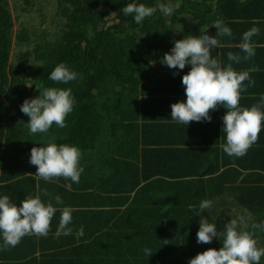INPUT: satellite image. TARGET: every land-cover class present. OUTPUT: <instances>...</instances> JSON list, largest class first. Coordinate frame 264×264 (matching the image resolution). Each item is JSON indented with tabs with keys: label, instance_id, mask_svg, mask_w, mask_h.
<instances>
[{
	"label": "trees",
	"instance_id": "16d2710c",
	"mask_svg": "<svg viewBox=\"0 0 264 264\" xmlns=\"http://www.w3.org/2000/svg\"><path fill=\"white\" fill-rule=\"evenodd\" d=\"M132 2L157 10L138 24L122 11ZM160 4H171L173 14L161 13ZM7 6L0 0V197L19 207L39 196L58 210L47 237L28 235L5 249L0 236V264H190L201 253L198 212L196 226L203 217L220 232L233 217L249 214L252 220L244 219L248 226L243 222L238 231L264 240V228L250 225H264V129L254 149L234 157L222 148L223 119L211 122L218 109L210 122L192 121L193 127L173 121L171 105L186 101L182 77L191 65L179 70L161 63L176 40L215 36L214 22L221 20L232 36L220 38L223 47L212 56L227 66L229 52L245 55L238 47L243 33L257 27L255 55L231 63L255 81L244 82L241 108L264 111V0H49L38 6L37 18L55 15L33 32L36 39H28V31L15 34ZM59 64L78 73L69 82L72 96L88 91L91 97L66 117V127L53 124L47 133L31 134L21 105L44 88L64 89L49 85V72ZM108 84L114 87L110 96ZM49 143L79 149L84 171L78 184L34 177L31 149ZM56 195L62 204L52 199ZM204 200L212 207L201 211ZM64 207L73 209V232L57 238ZM222 246L216 237L201 251Z\"/></svg>",
	"mask_w": 264,
	"mask_h": 264
},
{
	"label": "clouds",
	"instance_id": "9594fccd",
	"mask_svg": "<svg viewBox=\"0 0 264 264\" xmlns=\"http://www.w3.org/2000/svg\"><path fill=\"white\" fill-rule=\"evenodd\" d=\"M20 1L23 4L22 7L25 8V2ZM22 7L17 4L11 5V2L8 1L7 8L11 23H15L14 17L28 22L41 21V18H37L38 7L35 13L14 14V10H19ZM158 9L166 16H171L174 12V7L171 4H160ZM156 10V8L143 3L135 2L128 3L122 8L124 15L133 16L138 24L145 18L153 16ZM213 27L217 29L215 36L203 34L199 37L187 36L182 40H176L174 47L169 53H165L161 60V63L171 69L183 70L187 65H191V71L182 77L186 101L171 105V119L187 126L192 121L207 120L210 122L212 119L210 112L218 109V116L211 122L223 119L222 130L226 134V143L222 145L223 151L229 156L243 157L250 148L254 149L259 143V134L262 128L264 129V111L259 105H254L250 109L241 108V92L246 91L247 88L244 82L248 81L254 85L255 81L251 79L248 71H235L231 62L240 63L241 60L251 59L255 55L251 41L253 36L259 35L260 30L253 27L244 32L242 42L238 47L245 55L241 57L229 52L230 63L223 66L213 58L212 50L222 48L220 38L231 37L232 30L221 20L215 21ZM48 78L49 85L53 82L60 83L64 89L44 88L39 90V95L36 98L26 99L21 105V111L30 118L27 124L31 134L47 133L53 124L60 128L66 127V117L74 112L76 106L87 102L91 97L88 91H85L81 96H72L69 82L77 80L78 73L69 70L64 64H59L55 69L50 70ZM105 89L110 96L114 87L112 84H108ZM80 159L81 152L75 146L55 143H49L43 147H33L30 155V163L37 167L34 175L37 180L52 181L54 178L63 177L65 180L77 184L84 171L83 167H80ZM66 187L71 190L72 184L69 183ZM44 195L49 196L50 194L45 190ZM52 199L57 204L63 203L59 195ZM211 207L212 201L210 200L202 201L199 206L201 211ZM190 208L195 210L194 206H190ZM57 210L51 199L45 205L39 196L27 197L19 207L8 196L0 197V236H2L3 247L5 249L14 248L28 235L47 237L51 221ZM59 210L61 217L55 233L57 238L61 235H71L73 232V229L69 227L72 222L73 209L64 207ZM198 215L199 212L195 216L197 232L195 243L201 253L192 258L190 264H264L260 262L261 257L264 256V248H259L262 239L254 238L251 231H238L240 224L244 222L243 217L231 219L225 224L224 231L220 232L215 224L209 223L202 216L200 225L196 226ZM251 224L254 229L264 228V225L254 224L253 221ZM198 227L199 231H197ZM83 235L84 229L81 226L77 236ZM216 237L220 238L223 246L219 250L210 248L202 252L201 250L206 248L207 244H210ZM144 252L148 256L152 255L149 248H145Z\"/></svg>",
	"mask_w": 264,
	"mask_h": 264
},
{
	"label": "rangeland",
	"instance_id": "374dc122",
	"mask_svg": "<svg viewBox=\"0 0 264 264\" xmlns=\"http://www.w3.org/2000/svg\"><path fill=\"white\" fill-rule=\"evenodd\" d=\"M9 2H11V5L13 4H17L19 6H23V4H21L22 2L20 0H8ZM49 0H31L32 3H24L25 5V8H21L19 10H14V14H17V15H21V14H27L28 12L30 13H35L36 11V8L38 6H40L42 4V2L44 4H46ZM21 2V3H20ZM55 7H56V1L54 3V11H55ZM102 8V7H101ZM53 17H51L50 19H46V20H41L39 22H28V21H22V20H18L14 17V20H15V28H14V32L15 34H18L20 33L22 30L23 31H28L29 33H27L28 35V39L29 38H33V39H36L35 36H33V32H35V30L37 28H40V27H46L48 22L50 20H52V18H54V15H55V12L51 13ZM54 14V15H53ZM180 16L182 17H187V14H181ZM113 20V16H111V18L109 19V21L111 22ZM45 24V25H44ZM178 28V26L176 27V29ZM142 40V39H141ZM187 126V125H186ZM188 127H193V123L191 122ZM233 218H237V217H233ZM244 219H247V220H251L252 217L249 215V214H246L245 216H243ZM244 227L248 226V224L246 222L243 223ZM264 241V240H262ZM261 263H264V256L261 257V260H260Z\"/></svg>",
	"mask_w": 264,
	"mask_h": 264
},
{
	"label": "crops",
	"instance_id": "0c3cea01",
	"mask_svg": "<svg viewBox=\"0 0 264 264\" xmlns=\"http://www.w3.org/2000/svg\"><path fill=\"white\" fill-rule=\"evenodd\" d=\"M245 158V157H244ZM248 172H249V170H248ZM247 220V219H246Z\"/></svg>",
	"mask_w": 264,
	"mask_h": 264
}]
</instances>
